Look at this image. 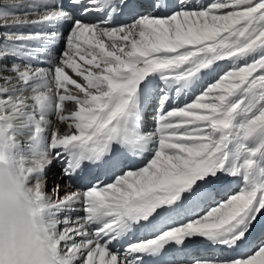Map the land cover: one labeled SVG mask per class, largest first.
I'll list each match as a JSON object with an SVG mask.
<instances>
[{"label":"snow or ice","instance_id":"snow-or-ice-1","mask_svg":"<svg viewBox=\"0 0 264 264\" xmlns=\"http://www.w3.org/2000/svg\"><path fill=\"white\" fill-rule=\"evenodd\" d=\"M3 12L0 135L45 150L24 172L62 264H264V186L231 194L254 161L229 168L221 151L239 111L247 135L264 128V0Z\"/></svg>","mask_w":264,"mask_h":264},{"label":"clouds","instance_id":"clouds-1","mask_svg":"<svg viewBox=\"0 0 264 264\" xmlns=\"http://www.w3.org/2000/svg\"><path fill=\"white\" fill-rule=\"evenodd\" d=\"M9 130L0 135V264H62L49 231L43 184H29L24 168L47 163L43 147H19ZM24 161V163H22ZM249 184L258 185L249 175Z\"/></svg>","mask_w":264,"mask_h":264},{"label":"bare ground","instance_id":"bare-ground-1","mask_svg":"<svg viewBox=\"0 0 264 264\" xmlns=\"http://www.w3.org/2000/svg\"><path fill=\"white\" fill-rule=\"evenodd\" d=\"M19 2L27 3L28 0H0V15H7L3 10H9L11 4H18ZM16 14L22 15V12L17 10ZM250 105L244 104L243 108H248ZM250 118L251 113L244 110L239 111L234 115L231 127L222 133L226 138L222 142L221 151L229 168L241 167L244 161L247 160L254 161V165L250 170L242 169L237 175L231 177L233 180L232 186L236 184L237 186L241 185V187H245L249 183V175H251L252 179H255L258 185L264 186V128H260L251 135H247L244 129ZM49 119L53 120L54 124L60 123L56 121L54 116L49 117ZM240 119H243L241 125H239ZM64 127V125H60L61 130ZM51 183L50 180V187ZM59 183L63 185L64 180H60Z\"/></svg>","mask_w":264,"mask_h":264},{"label":"rangeland","instance_id":"rangeland-1","mask_svg":"<svg viewBox=\"0 0 264 264\" xmlns=\"http://www.w3.org/2000/svg\"><path fill=\"white\" fill-rule=\"evenodd\" d=\"M3 6V5H2ZM1 6V7H2ZM1 9V8H0ZM3 10V9H2ZM4 11V10H3ZM244 98V100H245V103L244 104H251L252 103V101H251V99L249 98V97H243ZM243 123V119H240L239 120V125H241ZM237 185L235 184L234 186H232V188H234L233 189V194H235V191H238V189H239V187H241V185H239V186H237Z\"/></svg>","mask_w":264,"mask_h":264}]
</instances>
